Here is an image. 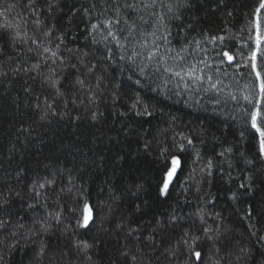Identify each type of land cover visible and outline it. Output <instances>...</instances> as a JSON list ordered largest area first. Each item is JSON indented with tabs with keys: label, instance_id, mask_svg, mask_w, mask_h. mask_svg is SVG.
<instances>
[{
	"label": "trees",
	"instance_id": "1",
	"mask_svg": "<svg viewBox=\"0 0 264 264\" xmlns=\"http://www.w3.org/2000/svg\"><path fill=\"white\" fill-rule=\"evenodd\" d=\"M94 2L99 7L101 0H38L30 13L28 0H0V26L15 25L22 35L47 44L43 32L55 25L53 49L55 37L63 32L65 59L69 50L79 49L89 53L86 65H98L85 77L83 88L69 83L75 73L69 80L61 76L64 95L57 97L43 79L48 68L40 75L23 70L44 62L42 56L27 53L35 45L13 47L15 30L0 27V73H5L0 75V192L7 198L11 189V202L0 218L10 213L12 219L0 232V264H49V257L59 252L67 253L65 264H264V162L254 160V168L246 165L245 159L257 155L255 140L245 124L244 102L230 98L254 83L250 66H245L250 49L241 45L252 34L251 15L259 0H158L165 5L155 10L163 21L153 16L150 25H140L131 35L125 32L120 40L124 47L101 39V31L89 35L91 17L84 9L91 10ZM49 3L54 5L51 13ZM153 31L155 36L141 35ZM155 45L157 57L149 60ZM225 49L236 57L232 65L221 63L218 53ZM133 50L139 55L129 61ZM162 55L166 64L158 60ZM174 64L176 70L196 64L204 79H180L163 70ZM57 67L64 68L58 62ZM80 71L87 69L81 66ZM210 83L220 90L211 89ZM46 103L54 108L41 119ZM173 156L181 166L162 196L160 187ZM249 174L258 188L241 195L245 189L238 186ZM45 177L55 185L48 189L46 206L43 197L36 205L28 185ZM84 203L94 216L87 228L77 226ZM249 205L251 218L246 215ZM49 211L61 212V217L50 220L43 236L48 256L40 257L28 228ZM20 217L24 229L17 227ZM205 227L211 232L205 234ZM130 229L135 231L129 234ZM13 231L15 238L10 236ZM14 240L19 247L10 249L7 245ZM77 240L93 245L87 253L91 261L77 255Z\"/></svg>",
	"mask_w": 264,
	"mask_h": 264
},
{
	"label": "snow or ice",
	"instance_id": "2",
	"mask_svg": "<svg viewBox=\"0 0 264 264\" xmlns=\"http://www.w3.org/2000/svg\"><path fill=\"white\" fill-rule=\"evenodd\" d=\"M38 0H28V9L29 12L36 11V4ZM165 7L163 4H158V0H101V3L98 5L94 2L91 5L90 9H84L86 13L91 17L90 20V31L89 35H92L95 31H101V39L107 41L110 40L114 42L118 47H124L121 44L120 40L121 37H124V33L128 32L130 35L133 34L135 31L139 30L140 25L148 26L152 22V17L154 16L158 21H163L164 16L158 14L155 10L157 7ZM14 7V6H13ZM54 5L52 3L48 4V12L51 13ZM167 11L169 13L172 12V6L167 5ZM152 10L149 12V10ZM93 11L95 15H93ZM40 14L42 15L43 12L41 11ZM25 15H28L27 13ZM148 17V19L145 18ZM103 17V18H101ZM21 20H24V16L20 17ZM95 21V22H92ZM26 23V21H25ZM35 23L40 25L42 21L37 18ZM123 25V27H122ZM0 27L4 28H13L15 30V35L11 37L12 46L15 47L17 44H28L30 42L31 45H35V48L29 46L27 48V53L32 54L36 57H43V64L39 61L37 63L32 64L31 68H23L25 72L30 70H35L38 75L41 74L42 68H48V73L43 77L45 82L48 86L54 90L55 95L57 97L64 95V85L61 82V76H63L64 80H69V77L75 73V80H69V83L72 85H79L81 88L85 87L87 81L85 77L89 74H93V70L98 67L97 64H92L88 66L84 63L88 59L89 53L88 52H80L79 49L76 50L75 53H71L65 59L62 51L61 45L63 44L65 34L62 32L59 36H56L55 39L58 43L53 49L50 45L52 44V35L55 30V25L48 28L47 31L43 32V37L47 38V44L44 41L40 40L39 38L30 37L25 32L23 35L19 30H16L15 25L6 24ZM155 27V26H154ZM250 30L251 35L248 38V41L244 42L241 47L242 48H249L250 51L245 58V66H250L251 73L250 75L254 76V83L249 88L246 86V91L243 92L240 96L231 95V99L234 101L239 102L242 100L244 102L243 106V114L245 117V124L246 127L250 128L251 136L255 140V147L257 150V155L250 159H245L246 165H252L253 168L254 160H259L264 162V0H259L258 5L255 7L250 21ZM143 36H155V31L151 33H141ZM0 39H3V36H0ZM161 39H166L162 37ZM212 40H216L217 37H212ZM221 41H223L224 37H219ZM93 43H96L95 39ZM199 44V42H197ZM144 45H142L143 47ZM159 46L155 45L154 50L148 52V59L151 60L157 57ZM107 51L111 52L112 49L108 48ZM19 54V53H18ZM3 55V49L0 48V56ZM139 55L138 52L135 50L132 51L131 55L127 57L129 61H133ZM221 56V63L227 62L229 65H232L235 61L236 57L233 54H230V51L225 49L222 53H218ZM73 58L77 59V63H72ZM11 59V57H9ZM124 59V57H121ZM177 59H180L179 55H177ZM159 62L166 64L165 56L158 57ZM49 62H51V67H49ZM57 62L60 65H63L64 68L57 67ZM203 63V62H201ZM86 67V72H81L80 67ZM205 68L209 67L207 64L204 65ZM237 68L240 65L237 63ZM65 69H69L65 74ZM177 66L174 64L172 67H164L163 70L165 72L172 73L175 77L183 79L184 77H188L192 81H201L204 79L203 75L198 74L201 70L198 69L196 64L188 65L187 67H180L179 70H176ZM143 69H141V73ZM0 75H5V73H0ZM102 77H97V80H102ZM213 77L208 76L207 80L212 81ZM136 83H139L137 80ZM209 87L211 89H215L219 91L216 83H210ZM66 90V89H65ZM91 89H89L90 91ZM209 89H205L208 91ZM28 91V89H25ZM95 99V97H92ZM47 100V98H46ZM137 101H139V96H137ZM37 109H40L39 100L36 104ZM135 107V104L133 105ZM54 108V104L46 103L45 108L40 116L41 119H44L45 116ZM54 114V113H53ZM97 113L93 112L92 117L93 119L96 118ZM189 144L192 143L191 140L188 141ZM181 147H183L181 145ZM226 152H231L232 149H226ZM220 155H224L222 152ZM241 156L244 157V154L241 153ZM171 167L164 175L163 185L160 187V194L167 195L169 190V185L173 181V177L177 172V169L181 166V162L178 157L173 156L171 160ZM212 166V162L209 161V167ZM23 172V169L17 173L19 177L20 174ZM231 179V177H230ZM245 182L239 184V188L245 189V192L241 195H246L251 193L254 187L258 188L256 184V179L252 174L247 175L245 178ZM71 182V177L69 178ZM260 183H264V179L260 181ZM55 185L54 179H48L47 177L43 178L42 180L33 178L31 183L28 185L29 192H31L35 198L36 205L40 204L41 197L46 201L48 199V189L51 186ZM9 196L6 198L4 192H0V213H4L10 204V193L11 189L8 190ZM65 191L64 188L60 189V192L63 193ZM67 191H71V189H67ZM19 195V193H17ZM237 196L233 193L232 199H236ZM29 208L33 207V204L28 205ZM74 211H79L75 209ZM253 208L249 205L246 215L250 218L252 216ZM55 217L57 220L61 217V212H51L49 211L46 216L41 219H33L32 227L28 228V235L29 237H34L33 239V248L36 251V255L40 257L48 256V248H47V241L43 238L44 234L49 232V223L50 220ZM172 220H175L176 217L172 216ZM94 220L93 210L88 203H84L83 205V214L80 219L77 220V226L81 228H87L89 226L90 221ZM12 224L11 214L9 213V218H0V232H4L7 230L8 225ZM17 227L19 229H24L26 224L23 222V217L18 218L17 220ZM135 229H130L129 234L133 233ZM204 233L207 234L211 232V229L205 227L203 229ZM187 236V233L185 234ZM10 236L15 238L17 236V232L13 231L10 233ZM7 237H5V241H7ZM149 241H152L154 237L149 235L147 237ZM196 240H199V237H195ZM261 239H264L262 237ZM187 243L185 239L183 241ZM38 245V247H37ZM10 249L19 247V241L14 240L13 243L7 245ZM75 249L77 255H83L87 261H91L92 257L87 255L88 250L93 247L86 240H77L75 241ZM247 249H241V255H247ZM127 256V253H124ZM194 255L197 259H200L202 253L197 251L194 252ZM57 256L59 258H57ZM67 253L59 252L54 253L52 256L49 257V264H65V257ZM239 258V257H238ZM0 260H3V257H0ZM132 261H136V256H132ZM67 264H72L71 260L67 261Z\"/></svg>",
	"mask_w": 264,
	"mask_h": 264
},
{
	"label": "water",
	"instance_id": "3",
	"mask_svg": "<svg viewBox=\"0 0 264 264\" xmlns=\"http://www.w3.org/2000/svg\"><path fill=\"white\" fill-rule=\"evenodd\" d=\"M174 178H175V175H174V177H173V180H174ZM172 182H173V181H172ZM172 182H171V183H172ZM90 222H91V221H90Z\"/></svg>",
	"mask_w": 264,
	"mask_h": 264
}]
</instances>
